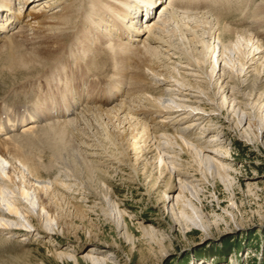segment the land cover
Returning <instances> with one entry per match:
<instances>
[{"label": "rangeland", "instance_id": "obj_1", "mask_svg": "<svg viewBox=\"0 0 264 264\" xmlns=\"http://www.w3.org/2000/svg\"><path fill=\"white\" fill-rule=\"evenodd\" d=\"M218 3L225 7L221 14L224 25L245 29L250 34L252 28H257L264 35V0H215L209 12L216 13L214 7ZM200 11L190 7L184 12ZM28 15L25 21H31ZM257 15L263 17L262 22L255 23ZM234 41L233 48L225 53L224 49L220 52V41L213 42L214 51L205 78L198 77L197 72L188 70L184 64L170 65L177 73L191 75L198 89L189 88L179 78L166 82L148 71L151 92L146 94L164 110L149 124L154 127L151 133L157 137L151 144H155L154 154L160 151L166 159L165 180L172 176L173 181V189L165 195L162 209L157 208L158 196L148 194L149 183L143 177L136 181L126 169L120 173L114 165L113 170L103 156L100 160L105 163L99 167L107 175L96 173L89 166L93 170L88 178L84 167L78 164L68 167L48 140L34 137L31 149L28 145L23 150L48 166L49 172L36 178L19 161L17 165L20 164L36 189H56L59 206L56 215H48V211L40 208L34 188L28 192L29 199H25L18 186L4 184L0 222L9 228L0 229V264H264V103H255L258 98L254 96L249 99L237 95L233 100L232 90L225 93L222 87L220 76L224 68L238 75L241 81L248 74V66L243 68L238 61L239 43L236 38ZM113 56L105 61L115 68L119 77L123 71L116 61L117 55ZM2 62L0 58V111L4 107L8 112L13 104L6 101V105H1V101H12L25 83L27 87L37 88V96L30 97L29 102L33 106L38 100V104L42 100L39 95L42 80L37 77L26 81L23 74L8 72ZM101 63L103 60L96 62L97 66ZM131 73L123 72L125 79L119 78L127 82L132 78ZM100 74L104 76L106 72ZM64 83H60L62 88L66 87ZM56 100L61 103L60 98ZM131 117L137 119L136 115ZM185 142L191 145L195 155V150L199 151V159L209 162L208 167L201 169L193 155L183 151L181 146ZM43 145H48L50 151ZM6 161L0 163V174L9 171L10 163ZM222 164L226 170L220 173ZM178 170L184 175L188 171V178L176 173ZM157 172L154 169L155 176ZM160 186L158 190L162 191L164 181ZM14 202L19 203L22 211L17 217L7 214V206ZM24 211L32 218L24 216ZM70 223L73 226L68 231Z\"/></svg>", "mask_w": 264, "mask_h": 264}, {"label": "bare ground", "instance_id": "obj_2", "mask_svg": "<svg viewBox=\"0 0 264 264\" xmlns=\"http://www.w3.org/2000/svg\"><path fill=\"white\" fill-rule=\"evenodd\" d=\"M19 1L22 7L17 9L15 0H0V16L4 14L11 16L0 22V58L8 68L5 70L21 74V76L23 74L26 81L37 77L42 80V92L39 93L42 100L37 104L39 107L47 101L44 95L50 93L45 90H51L53 92L51 97L55 95L61 99V103H57L58 106L62 107L70 101L72 110H79V112H76L75 117L67 118L68 110H61L60 118L65 119L62 121L59 119L54 121L47 115L42 117L35 114L29 119L23 117L22 121H13L11 129L14 130V134L0 140V163L6 164V160L10 163H8L9 171H2L4 175L0 174L2 201L5 200L4 189H2L4 184L18 186L21 196L25 199H29L28 192L34 188L38 193L40 208L48 211V215L55 214L59 206L55 199L56 189L47 191L42 188L36 189L30 178L21 170L22 167H19L20 164L17 165L16 162L19 161L27 168L28 174L36 178H42L45 171L49 172L48 166L42 165L23 150L28 145L31 149V145L34 144L33 138L40 137L51 143L52 148L68 167H72L70 166L72 164L75 167L77 164L84 167L88 172V178L93 169L96 173L107 175L99 167L105 163L100 160L103 156L107 158L106 162L108 165L110 163L112 169L114 165L116 166L114 169L119 172L126 169L131 178L136 181L143 177L149 183L148 194L158 196L156 201L160 203V206L157 205V208L162 209L165 195L173 189V181L172 176L165 180L164 175L168 174L166 159L160 151L154 154L155 144H151L157 137L151 133L154 127L149 124L151 121L153 123L156 116L162 115L164 110L146 94L151 92L150 84L147 82L148 71L154 73V76L157 74L159 78L163 77L166 82H172L170 78H179L184 85L190 86L189 88L198 89L199 85L191 80V75L177 73L173 67L184 64L188 70L197 72L198 77L205 78L207 67L211 64L215 40L220 41V52L224 49L223 53H225L226 49L233 48L236 38L240 52L238 61L243 68L248 66V74L243 76L244 81H241V78L231 70L228 71L226 68L222 70L220 80H223L222 87L225 88V93L227 90L228 93L232 90L230 98L233 100L237 95L249 99L254 96L258 98L255 103H264V35L259 32L262 38L256 31L257 28H252L251 31H255V34L253 31L250 34L245 29H234L224 25L221 16L225 10L224 5H222L224 8H221L219 3L215 4L214 10L218 11L212 13L209 12L212 7L210 10H204L205 12L200 11L204 0H190V2L189 0H170L169 3L168 0ZM31 5L33 7L28 16L32 19L23 21L20 11L25 6L27 11ZM157 7L158 10L163 9L162 16L141 24L143 20L140 21L136 14L140 12L142 16L145 10L149 13L151 9ZM190 7L200 12L185 13L184 11ZM25 17H27L26 14ZM261 18L263 17L255 16V23L262 22ZM227 37L230 38L228 41ZM83 49H85L83 56L79 57ZM113 55H117L116 61L121 64V71L132 72V78L128 79L129 81L122 80L125 79V77L122 78V75L125 76L123 72L120 79V76L118 77L114 72L115 68L107 64L106 61L113 59ZM97 60H103V63L97 66ZM62 64L65 66L63 67ZM77 68L79 71L76 72ZM117 69H120V66ZM87 71L98 75L91 74V77L85 74ZM105 72L106 75L101 76L100 73ZM57 78L59 84L65 81L66 87L61 88L62 91L57 85L50 87L55 85ZM104 78L114 81L115 84L118 82L121 87L115 88L121 89L125 98L119 102L120 96L113 95V102L107 101L112 105L92 107V98L98 95L95 88L98 84L93 86V83L103 81ZM88 80H91L92 86L85 88L83 84ZM124 85L126 88H122ZM80 89H86L88 93ZM30 95L34 98L37 96L35 92ZM124 96L121 95V97ZM20 98L18 93H15L12 100L19 101ZM37 101L34 103V99L32 100L33 106ZM15 103L20 104L22 100ZM3 108L1 112L7 114L5 110L7 108ZM132 115H136L137 119L132 118ZM35 118L40 122L39 125L33 124L36 123L32 122ZM26 122L27 125L31 123L32 125L24 127L22 133L17 135L16 132L20 131ZM44 122L46 125L43 124ZM162 127L161 125V129ZM5 130H8L7 126L0 122V133ZM176 141L179 143V140L176 139ZM184 144V146L181 144L183 151L187 154L191 153L201 169L209 166V162L199 159V151L195 150L197 152L195 155L190 148L191 145L188 142ZM47 150H49L48 147ZM204 150L202 148V152ZM115 151L117 153H114ZM216 164L218 167L219 163ZM221 166L222 168L219 166L220 173L222 169L226 170L225 165ZM154 169L158 171L157 176L153 173ZM187 172L185 175L180 170L176 173L188 178ZM17 178L21 179L18 183ZM163 181L164 187L162 191H159L160 182ZM19 206L17 202L8 205L7 214L12 217L19 216V213H22ZM24 212V216L32 218L27 211ZM39 221L41 222V218ZM72 226L70 223L67 230H72ZM2 227L9 228L7 224L0 222V229Z\"/></svg>", "mask_w": 264, "mask_h": 264}]
</instances>
